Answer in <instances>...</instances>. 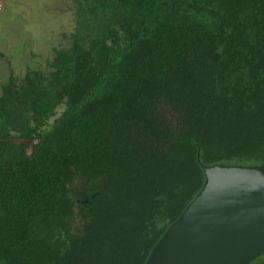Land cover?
Instances as JSON below:
<instances>
[{"label": "trees", "instance_id": "trees-1", "mask_svg": "<svg viewBox=\"0 0 264 264\" xmlns=\"http://www.w3.org/2000/svg\"><path fill=\"white\" fill-rule=\"evenodd\" d=\"M75 17L46 73L5 59L0 264H148L204 167L264 166V0H77Z\"/></svg>", "mask_w": 264, "mask_h": 264}, {"label": "water", "instance_id": "water-1", "mask_svg": "<svg viewBox=\"0 0 264 264\" xmlns=\"http://www.w3.org/2000/svg\"><path fill=\"white\" fill-rule=\"evenodd\" d=\"M204 171V189L148 264H252L264 254V166Z\"/></svg>", "mask_w": 264, "mask_h": 264}, {"label": "rangeland", "instance_id": "rangeland-1", "mask_svg": "<svg viewBox=\"0 0 264 264\" xmlns=\"http://www.w3.org/2000/svg\"><path fill=\"white\" fill-rule=\"evenodd\" d=\"M0 11V95L11 67L19 78L28 70L46 73L54 49L68 45L76 28L77 0H2ZM64 107L57 110L58 118Z\"/></svg>", "mask_w": 264, "mask_h": 264}, {"label": "built area", "instance_id": "built-area-1", "mask_svg": "<svg viewBox=\"0 0 264 264\" xmlns=\"http://www.w3.org/2000/svg\"><path fill=\"white\" fill-rule=\"evenodd\" d=\"M3 1L2 0H0V11L2 10V8H3Z\"/></svg>", "mask_w": 264, "mask_h": 264}]
</instances>
